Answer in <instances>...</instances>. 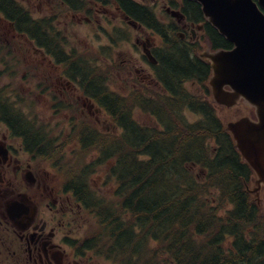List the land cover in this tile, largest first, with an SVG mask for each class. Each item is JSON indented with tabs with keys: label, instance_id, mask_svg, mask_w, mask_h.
I'll use <instances>...</instances> for the list:
<instances>
[{
	"label": "trees",
	"instance_id": "obj_1",
	"mask_svg": "<svg viewBox=\"0 0 264 264\" xmlns=\"http://www.w3.org/2000/svg\"><path fill=\"white\" fill-rule=\"evenodd\" d=\"M9 1L0 0V10L15 22L19 31L43 46L48 34L46 20L34 19L16 2L6 7ZM62 1L68 8L80 10L77 0ZM113 2L130 18L167 36V31L158 28L166 26L149 7L134 0ZM179 7L187 21L204 23L212 48L231 46L204 19L197 2L181 0ZM168 42L175 46L161 60L167 75L162 81L169 85L172 98L157 103L152 100V104L150 98L140 99L137 94L128 105L126 96L108 91L99 79L88 89L95 70L85 63L80 72L76 69L75 75L82 76L84 93L105 108L121 130L113 138L84 125L71 132L80 144L79 156L84 159L71 166L66 190L97 221L86 244H92L91 248L98 252L114 255L122 264H160V250L176 264H264V214L244 189V182L252 174L250 168L235 149L212 105L172 89H177L180 79L192 72H206L208 64L200 62L196 55L189 57L190 50L183 46L184 41L174 38ZM68 71L72 73L69 68ZM75 75L72 74L73 79ZM134 106L159 118L164 127L158 130L137 123L132 117ZM185 107L200 113L201 118L190 124L184 122L176 109L181 111ZM167 108L173 115L165 113ZM20 118L23 120L17 122L28 124ZM21 135L45 159L53 161L55 156L60 157L61 148L56 150L46 135L37 131L34 136L26 132ZM91 152L97 158L86 162V155ZM103 164L107 169L105 182L115 185L110 199L90 186L95 167Z\"/></svg>",
	"mask_w": 264,
	"mask_h": 264
},
{
	"label": "flooded vegetation",
	"instance_id": "obj_2",
	"mask_svg": "<svg viewBox=\"0 0 264 264\" xmlns=\"http://www.w3.org/2000/svg\"><path fill=\"white\" fill-rule=\"evenodd\" d=\"M17 1L10 0L6 7H10L11 2ZM77 1L78 7L83 10L85 7L83 0ZM168 1L169 3L175 2V0ZM46 2L51 4L53 1L46 0ZM60 2L63 3V1ZM150 4L155 5V3ZM114 11L120 15L121 19H125V15L116 7L99 6L97 3L88 5L84 13L82 11L69 12L72 18L85 21L86 24H96L97 16L105 19L109 30H105V26L100 25L99 22H97L96 29L99 28L103 32L100 35L108 43L105 46L101 45L91 49L97 50L103 56L102 60H105L107 64H111L109 50L117 45L116 40L122 37L127 38L124 32L127 27H122L124 30H120L117 34L114 32L115 23L111 19V14ZM3 14L6 15L0 10V71L10 76H16V69H20L21 78L32 81L34 67L38 64L42 65L46 69L43 76V85L46 90L44 97L50 100L48 92L57 93L58 103L52 108L59 112L58 115H66L65 107H62V102L65 101L64 95L68 91L70 94L76 91L81 92L82 76L81 74L74 76L75 81L79 83L77 85L71 76H68L69 79L59 73L53 80L50 75L51 70L58 72L60 69L61 72L62 63L67 62V56L71 61V54L65 55V48L60 49L59 52L56 51L60 44L55 41L56 37H53L50 32L53 16L49 15L48 19L47 42L43 48H40L36 47L23 32H19L14 27L13 21ZM181 27V32L177 30L174 33L172 30H167L173 33H167L166 37L157 30H154L153 33L142 26L134 28L144 35L141 39L137 38L136 43L141 48L143 61L150 68V72H148L142 66L137 68L135 64L133 65L136 67L135 72H141L140 80L138 79L139 84L143 83L142 86H144V90L140 93L141 97L148 99L152 96V90H155L164 95V98H172L169 85L162 81L167 79V75L163 73L164 68L161 60L164 59L169 48L175 46V43L168 41L174 38L184 41L183 46L190 50L189 57H194L200 41L204 37V34L198 33L200 30L195 27L194 23L183 22ZM158 28L164 29L163 27ZM114 34L116 40L113 38ZM94 35L97 36V34ZM155 38L158 39V43L154 42ZM64 55L66 58H56V56ZM75 55L78 66L75 68V73L77 68L79 72L81 71L83 58L89 65H100L99 58H94L89 50L83 51L76 48ZM199 59L203 64H207V61ZM206 66V72L201 74L192 72L190 76L181 78L180 85L176 83L178 88H172L173 91L175 90L179 95L185 97L200 96L206 91L198 83L201 79L205 80L208 75L209 66ZM14 67H16L15 70ZM62 71H66L65 67ZM93 82H89L88 89L92 87ZM195 84H197V90L194 91L191 87H194ZM6 95L10 98L13 96V101L20 102L21 105L18 104L14 108L11 105V108L24 115L23 104L26 103L27 98L18 95L17 92L11 93V91H8ZM1 96L0 103L6 102ZM7 105L10 106L9 103ZM83 105L87 107L88 113H92L90 109L99 113L92 98L85 97ZM73 112L77 113V110L74 109ZM15 119L16 117L10 114L9 108L2 109L0 107V264H107L102 257L84 247L82 225L79 223L82 216L81 205L71 201L64 183L60 187L55 185L53 176L45 167L44 159L38 156L40 153L34 150V146L21 135L27 130V135H31L30 125L13 121ZM42 126L46 127L47 125L42 124Z\"/></svg>",
	"mask_w": 264,
	"mask_h": 264
},
{
	"label": "rangeland",
	"instance_id": "obj_3",
	"mask_svg": "<svg viewBox=\"0 0 264 264\" xmlns=\"http://www.w3.org/2000/svg\"><path fill=\"white\" fill-rule=\"evenodd\" d=\"M22 2L21 4L26 7L33 16L37 18L46 17L49 15L54 16L55 21H58L57 28L60 29L63 34L66 36L67 47L69 49L71 47H75L78 49H82L83 51L89 50L92 52L94 58H99L98 62L99 66L102 68H108V79H104L106 84L112 91H117L119 94L125 95L127 97V104H131L134 96L139 94L144 90L143 83L139 84L140 73L135 72V68H139L142 66L146 71L150 72L149 65L146 64L141 57V48L136 43L137 38H143V34L138 30H134L132 28L125 30L122 28L125 25L121 21L120 15L114 11L111 14L112 22L115 23L116 27L121 28L126 33V39L124 37L117 39L114 34V39L116 40L117 45L113 47V49L109 50L110 57L109 61L111 64H107L105 60H102L103 57L97 50L91 48H97L101 45H106L108 41H105L103 36L100 35L103 32L98 28L96 29L99 22L100 25H104L105 30H109L108 25L105 23V19L101 16H97L96 24H86L85 21L77 20V18H72L71 13L68 10L62 9L57 3L58 0H52L51 4H48L46 0H18ZM143 3H155L154 6L155 13L157 18L161 21L165 20L163 15V9L167 6L165 0H137ZM165 13V12H164ZM163 19V20H162ZM199 33V32H198ZM94 34H97L95 36ZM200 34V33H199ZM158 39L155 38L154 42H157ZM204 44L202 43V46ZM207 48L203 47V50ZM202 50V51H203ZM106 56V55H104ZM138 62V63H137ZM107 64V65H106ZM135 64V66H133ZM141 64V65H139ZM16 67H14L15 70ZM32 70V69H31ZM30 70V72H31ZM45 68L42 65H36L34 67V73L32 77V81L29 79H22L20 75V69H16V81H13V76L8 75L0 71V86L5 87L6 91H11L10 86L13 85L18 93V95L27 98L26 105L23 106V112L28 120H33L35 124L41 125L45 124L47 127L52 130L53 133L58 136V140H60L61 148H62V156L59 159V155L55 158L56 167L52 162H46L45 167L49 171V173L53 176V180L56 186L60 187L65 179H67L68 174L70 173L71 166L77 162L78 159H82L80 155V144L76 143V138L74 136H70L71 123L69 118L73 114V110H77L75 119L78 121H74L73 124H77L79 126L84 120L88 123H95L98 131L106 132L107 138H112L116 136L118 130H116V125L114 121H110L109 117L105 114V111L95 112V110L90 109L92 113H88L87 107L83 105L84 97L83 94L79 91L70 94L68 91L65 95V101L62 103V107L64 108V112L66 115H58V111L56 112L52 107L57 106L58 98L57 93L48 92L50 100L44 97L46 90L44 89L43 76L45 73ZM19 71V72H18ZM61 73L60 69L58 72L50 71V75L54 80L57 75ZM138 77V78H137ZM139 79V80H138ZM189 90L190 87L188 86ZM192 90H197V87H191ZM11 93H13L11 91ZM155 91L152 90V94ZM70 106L72 110H69L67 107ZM50 107V109H48ZM60 108V106H59ZM253 108L244 105L243 103L237 104L232 108H225L222 106H217L216 113L223 123L227 121L237 119L244 115H249ZM82 110V111H81ZM55 111V112H54ZM64 117V118H63ZM133 117L136 121L142 123L143 125H156V122L152 116L140 111L139 109H134ZM180 118L184 120L186 123H192L197 120V115L190 114L188 112L181 113ZM94 121V122H93ZM63 124V125H60ZM66 125V126H65ZM69 126V128H68ZM63 128V129H62ZM68 128V130H67ZM42 129V128H41ZM62 132H61V131ZM45 133H48V130L42 129ZM58 150V146L57 149ZM86 162L95 161L97 155L94 152H91L86 155ZM84 159V158H83ZM83 159L81 161H83ZM106 166L97 165L91 174L90 178V186L100 195L105 197L106 199H110L113 196L115 185L111 181L105 182V172L107 171ZM250 188L255 187L254 182L249 184ZM259 205L260 211L264 214V185H261V188L258 191ZM71 201L74 200L71 198ZM81 220L79 223L82 225L85 220V224L82 227V236H89L96 229V222L93 216H88V213L81 212ZM255 231V230H254ZM257 233V231H255ZM263 235V231H261V236ZM231 239V238H228ZM229 241V240H228ZM161 256L167 257V255L161 251H159ZM102 255V259L106 261L107 264H115V257H106L104 254Z\"/></svg>",
	"mask_w": 264,
	"mask_h": 264
},
{
	"label": "water",
	"instance_id": "obj_4",
	"mask_svg": "<svg viewBox=\"0 0 264 264\" xmlns=\"http://www.w3.org/2000/svg\"><path fill=\"white\" fill-rule=\"evenodd\" d=\"M207 21L233 47L204 51L210 61L209 85L215 103L233 107L238 103L253 108L255 118L244 115L227 121L236 149L255 175L258 196L264 185V0H195ZM171 14L182 18L178 11Z\"/></svg>",
	"mask_w": 264,
	"mask_h": 264
}]
</instances>
